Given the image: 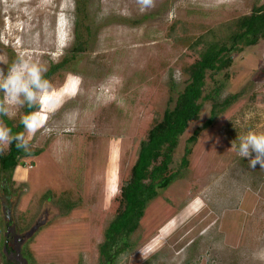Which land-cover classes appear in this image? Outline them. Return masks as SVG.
<instances>
[{"label": "rangeland", "instance_id": "rangeland-1", "mask_svg": "<svg viewBox=\"0 0 264 264\" xmlns=\"http://www.w3.org/2000/svg\"><path fill=\"white\" fill-rule=\"evenodd\" d=\"M256 1L155 0L143 13L137 0L90 1L94 38L73 67L48 80L31 116L36 131L25 133L29 151H42L16 169L8 200L0 189V218L10 206L29 230L48 215L30 242L38 257L99 264L98 245L138 143L168 106L171 88L183 89L182 69L195 59L168 36L169 28L182 22L197 35L250 13ZM75 7L76 0H0V69L7 74L20 57L44 73L60 62L74 43ZM261 68L264 41L235 57L221 76L224 97L245 94L207 127L211 106H204L178 151L182 157L186 138L199 129L188 169L151 203L119 264H264V168L249 167V158L232 148L238 136L264 132ZM177 69L179 82L172 78ZM23 107L11 106L7 116L20 118ZM0 147L5 152L9 145Z\"/></svg>", "mask_w": 264, "mask_h": 264}, {"label": "trees", "instance_id": "trees-1", "mask_svg": "<svg viewBox=\"0 0 264 264\" xmlns=\"http://www.w3.org/2000/svg\"><path fill=\"white\" fill-rule=\"evenodd\" d=\"M90 1L76 0L77 20L72 49L67 51V55L60 62L51 65L44 73L45 79L49 80L59 71L73 67L72 62L94 38V21L87 14ZM168 36L176 44L185 46L195 59L182 69L186 77L183 89L171 88L168 106L154 118L146 137L141 138L138 143L136 160L127 181L121 187L119 206L104 229L103 240L98 245L99 264H119L120 257L132 249L131 238L141 228L151 203L183 178L184 171L190 165L189 157L193 150L192 145L197 142L199 129L186 138L182 157H179L178 151L191 125L200 119L204 106L207 103L211 106L209 119L204 123V127H207L245 94V90H242L224 97L226 82L221 76L231 68L235 57L264 41V1H256L250 13L206 28L197 35L191 33L184 23L176 22L169 28ZM258 74V79H262L264 68ZM0 99L3 97L0 96ZM251 99L255 101L256 96ZM261 101L264 102V96ZM37 107L38 104L35 103H24L20 118L0 115V119L5 126L12 129L13 135L19 132L25 134L21 120L25 116H32ZM41 151L25 152L18 150L13 143L7 151L0 152V189L4 191L5 200L12 196L9 184L16 169L25 165L26 158L38 156ZM73 207L66 204L68 210Z\"/></svg>", "mask_w": 264, "mask_h": 264}, {"label": "clouds", "instance_id": "clouds-1", "mask_svg": "<svg viewBox=\"0 0 264 264\" xmlns=\"http://www.w3.org/2000/svg\"><path fill=\"white\" fill-rule=\"evenodd\" d=\"M139 11L146 12L150 8L155 7V0H137ZM44 69L30 59L20 57L8 68L7 74L0 69V92L4 97L0 99V115H9L10 107L13 105H29L37 102V100L45 99L46 93L51 87L50 82L44 78ZM182 73L177 69L172 74V78L179 82ZM21 123L29 134H34L36 128L32 123L31 116L22 118ZM238 145L233 141L232 148L237 149L238 155L242 158H249V167L256 168L259 164L264 168V132L257 133L249 131L246 135L238 136ZM15 144L18 150L29 151V139L26 138L24 132L12 134V129L0 122V146ZM3 147H0V152ZM255 157L252 158V153ZM142 258L146 259L143 256Z\"/></svg>", "mask_w": 264, "mask_h": 264}, {"label": "flooded vegetation", "instance_id": "flooded-vegetation-1", "mask_svg": "<svg viewBox=\"0 0 264 264\" xmlns=\"http://www.w3.org/2000/svg\"><path fill=\"white\" fill-rule=\"evenodd\" d=\"M48 218L47 214H43L34 226L26 230L21 226L22 223H18L13 218L9 206L0 218V264H54L38 257L30 247L36 231L45 224Z\"/></svg>", "mask_w": 264, "mask_h": 264}]
</instances>
